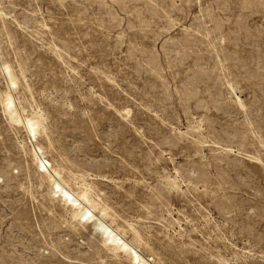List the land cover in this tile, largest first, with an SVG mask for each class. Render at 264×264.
Returning a JSON list of instances; mask_svg holds the SVG:
<instances>
[{
    "label": "rangeland",
    "instance_id": "1",
    "mask_svg": "<svg viewBox=\"0 0 264 264\" xmlns=\"http://www.w3.org/2000/svg\"><path fill=\"white\" fill-rule=\"evenodd\" d=\"M97 220L264 264V0H0V264H137Z\"/></svg>",
    "mask_w": 264,
    "mask_h": 264
},
{
    "label": "bare ground",
    "instance_id": "2",
    "mask_svg": "<svg viewBox=\"0 0 264 264\" xmlns=\"http://www.w3.org/2000/svg\"><path fill=\"white\" fill-rule=\"evenodd\" d=\"M9 76H11L12 78V75L9 73ZM6 98V97H5ZM6 104L7 106H11V113L13 114V118L20 122L21 118H19V116L17 115L16 111H15V108L12 104V99L10 97V95H7V98H6ZM8 106V107H9ZM10 110V109H8ZM10 112V111H9ZM40 118V117H38ZM13 119V120H14ZM27 123V122H26ZM27 126H28V131L31 133L32 135V138H35L36 139V136L38 134V126H39V121L37 120H34V119H29L28 120V123H27ZM40 128V127H39ZM30 135V136H31ZM40 148V147H39ZM40 150L42 151V149L40 148ZM43 153V152H42ZM44 168H47V164L45 163L44 160H42V165H41ZM55 179V178H54ZM62 182V181H60ZM60 182L54 180L53 183H52V186H54V192L55 193H58L61 195V197L64 199V201H66L67 203H71L73 204L74 206L77 207V215L81 218L80 220H89V219H93L94 217V214H92V210L91 208H88L86 206H83L81 207V203L80 201H78L77 198H75V196L70 192V191H66L64 189V187L61 186ZM88 191V190H87ZM81 194V193H80ZM89 197V195H88ZM84 199L88 200L87 199V196L86 194L83 195ZM65 202V203H66ZM92 202V201H91ZM90 202V204H91ZM89 204V203H88ZM84 205V204H83ZM93 206V205H92ZM96 210V209H95ZM97 212V211H96ZM98 218V217H97ZM77 219V218H76ZM96 219V218H95ZM98 221V220H97ZM83 222V221H82ZM96 227H98L101 231H102V235L104 236V241L106 243H109V244H113L115 245L117 248L119 249H123L124 251L122 252H127L128 255H130L133 259V261L137 262V264H151L146 258L145 256L143 255H140L136 248L133 247L129 242H125L124 239L115 231L113 230L112 228H109V226H106L105 223L102 221V220H99L96 224ZM141 238V237H140ZM103 241V242H104ZM138 241V240H137ZM105 244V243H104ZM144 244V242H143ZM106 247H107V244H105ZM141 245V244H140ZM109 246V245H108ZM112 247V246H111ZM112 249V248H111Z\"/></svg>",
    "mask_w": 264,
    "mask_h": 264
}]
</instances>
